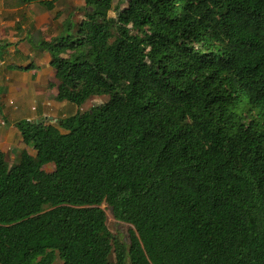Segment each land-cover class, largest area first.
Returning a JSON list of instances; mask_svg holds the SVG:
<instances>
[{"label":"trees","instance_id":"obj_1","mask_svg":"<svg viewBox=\"0 0 264 264\" xmlns=\"http://www.w3.org/2000/svg\"><path fill=\"white\" fill-rule=\"evenodd\" d=\"M84 1L42 43L77 113L0 150V264H264V0Z\"/></svg>","mask_w":264,"mask_h":264},{"label":"crops","instance_id":"obj_2","mask_svg":"<svg viewBox=\"0 0 264 264\" xmlns=\"http://www.w3.org/2000/svg\"><path fill=\"white\" fill-rule=\"evenodd\" d=\"M54 4L50 10L38 2L0 0V150L12 164L24 151L31 156L37 154L24 143L19 123L55 122L78 111L66 100H58L52 55L40 47L65 30L63 13L69 3L57 0Z\"/></svg>","mask_w":264,"mask_h":264},{"label":"rangeland","instance_id":"obj_3","mask_svg":"<svg viewBox=\"0 0 264 264\" xmlns=\"http://www.w3.org/2000/svg\"><path fill=\"white\" fill-rule=\"evenodd\" d=\"M67 1H68L69 5L63 14L66 16L65 19H67L69 16H70L69 19H72L71 22L73 24V28H72V30L69 31V33L74 35L77 33L78 24L84 19V15H85L84 11L79 10V8L83 7L85 5V1L84 0H67ZM61 4H62V2H61ZM127 5H128V3L126 0H114L113 9L109 13V15L111 17H115L116 16V9H124L125 7H127ZM64 32H66V31H64ZM40 47L42 48V50H45V52L51 53L45 46L41 45ZM108 100H109V96L93 95L89 98L87 103L83 106V110L84 111L89 110L94 106L106 103ZM67 103H70V102L67 101ZM70 116H72V115H70ZM55 123L56 122H54V124ZM10 159L11 158L9 157V159H7V161L10 164H12V161ZM45 170L49 173L53 172L54 171V165H47ZM102 208L106 211V215H107V219H108L107 224H108L109 230L118 239H121L122 241L128 243L129 242V230L131 229V226L126 224V223H123V222H118L114 218L112 211L107 207V205H103ZM111 259H112V262H114L113 256L111 257ZM54 264H62V261L60 259H57Z\"/></svg>","mask_w":264,"mask_h":264}]
</instances>
